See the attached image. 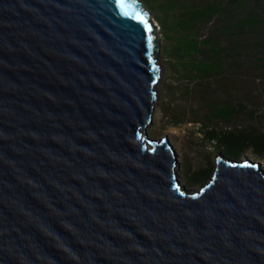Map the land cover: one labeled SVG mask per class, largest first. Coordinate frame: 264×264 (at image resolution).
Returning a JSON list of instances; mask_svg holds the SVG:
<instances>
[{
  "label": "water",
  "instance_id": "95a60500",
  "mask_svg": "<svg viewBox=\"0 0 264 264\" xmlns=\"http://www.w3.org/2000/svg\"><path fill=\"white\" fill-rule=\"evenodd\" d=\"M144 0H0V264H264V169L198 189L150 137L164 70Z\"/></svg>",
  "mask_w": 264,
  "mask_h": 264
},
{
  "label": "trees",
  "instance_id": "16d2710c",
  "mask_svg": "<svg viewBox=\"0 0 264 264\" xmlns=\"http://www.w3.org/2000/svg\"><path fill=\"white\" fill-rule=\"evenodd\" d=\"M144 1L157 14L162 32L168 38L173 31L177 35L171 55L177 61L178 79L188 82L185 90L193 82L204 80H214L213 85L206 84L208 87L227 89L249 72L254 78L264 79V0ZM211 104L215 116L226 122L236 112L235 105L227 102ZM237 106L251 118L256 117L262 127L251 124L222 131L210 127L205 137L228 156L239 158L250 149L264 157V109L242 103ZM188 174L187 179L192 181H201L206 175L203 169Z\"/></svg>",
  "mask_w": 264,
  "mask_h": 264
},
{
  "label": "rangeland",
  "instance_id": "374dc122",
  "mask_svg": "<svg viewBox=\"0 0 264 264\" xmlns=\"http://www.w3.org/2000/svg\"><path fill=\"white\" fill-rule=\"evenodd\" d=\"M146 7L148 5L145 3ZM151 15L159 25L161 59L164 70L160 85V97L157 101L153 113V124L147 127L150 137L160 138L168 135L173 145L178 161V175L181 183L186 188L198 189L205 183L215 168V155L222 151V148L213 140L205 137V132L210 128L218 131L230 127V129L242 128L251 124L262 127L256 117L251 118L246 110H241L237 104H245L248 108L264 109V79L254 78L249 72L232 81L231 87L224 89L208 87L214 84V80H204L193 83L185 90L187 81H180L176 75L178 69L177 61L171 55V46L176 38L175 31L171 32V37L162 32L157 14L151 10ZM181 79V78H180ZM180 81V82H179ZM182 83V84H181ZM207 84V85H206ZM218 101L235 105L236 112L229 122L218 119L212 102ZM264 129V126H263ZM250 158L260 162L264 169V157H258L248 149L239 159ZM205 170V178L201 181H192L188 173ZM188 174V175H187Z\"/></svg>",
  "mask_w": 264,
  "mask_h": 264
},
{
  "label": "built area",
  "instance_id": "2783aa9c",
  "mask_svg": "<svg viewBox=\"0 0 264 264\" xmlns=\"http://www.w3.org/2000/svg\"><path fill=\"white\" fill-rule=\"evenodd\" d=\"M230 127H226V129H229Z\"/></svg>",
  "mask_w": 264,
  "mask_h": 264
},
{
  "label": "bare ground",
  "instance_id": "6f19581e",
  "mask_svg": "<svg viewBox=\"0 0 264 264\" xmlns=\"http://www.w3.org/2000/svg\"><path fill=\"white\" fill-rule=\"evenodd\" d=\"M158 35H159V33H158ZM160 36V35H159Z\"/></svg>",
  "mask_w": 264,
  "mask_h": 264
}]
</instances>
